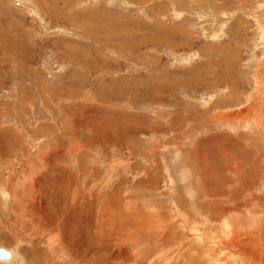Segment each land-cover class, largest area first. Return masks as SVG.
Listing matches in <instances>:
<instances>
[{"label": "rangeland", "instance_id": "374dc122", "mask_svg": "<svg viewBox=\"0 0 264 264\" xmlns=\"http://www.w3.org/2000/svg\"><path fill=\"white\" fill-rule=\"evenodd\" d=\"M262 123L264 0H0V248L31 264L66 220L63 264H237L221 240L264 242Z\"/></svg>", "mask_w": 264, "mask_h": 264}, {"label": "bare ground", "instance_id": "6f19581e", "mask_svg": "<svg viewBox=\"0 0 264 264\" xmlns=\"http://www.w3.org/2000/svg\"><path fill=\"white\" fill-rule=\"evenodd\" d=\"M259 96V95H258ZM258 101V100H257ZM259 102V101H258ZM262 115V114H261ZM263 116V115H262ZM256 117V116H255ZM258 117V116H257ZM257 117H256V119H257ZM261 117V116H260ZM234 119V118H233ZM255 119V118H254ZM253 119V120H254ZM261 121V120H260ZM259 122V121H258ZM246 124V123H245ZM260 124V123H259ZM263 124V123H262ZM264 125V124H263ZM257 127H259V125L257 126ZM261 128V127H260ZM9 142V141H8ZM1 143V142H0ZM75 144V143H74ZM2 145H3V143H2ZM9 145V144H8ZM7 145V146H8ZM6 146V149L8 150V147ZM72 147V146H71ZM1 149V148H0ZM6 149H4V152L6 151ZM74 149V148H73ZM42 151V150H41ZM41 151H39V152H41ZM0 152H1V150H0ZM183 153V152H182ZM6 154L7 153H5V156H6ZM41 156H42V154H41ZM54 156H56V155H54ZM57 157H59V156H57ZM52 158V157H51ZM37 159V158H36ZM56 159V158H55ZM41 160V159H40ZM51 161V160H50ZM49 161V162H50ZM55 164V163H54ZM53 164V165H54ZM36 166V165H35ZM32 167H33V165H32ZM32 169V168H31ZM35 169V168H34ZM61 172V171H60ZM61 175V174H60ZM67 175V174H66ZM71 176V175H70ZM45 177V176H44ZM44 177H42V179L44 178ZM47 177H50L51 178V176H48L47 175ZM46 177V178H47ZM59 177V176H58ZM45 179V178H44ZM65 180V177H64V175L62 176L61 175V177H59V180ZM55 182V181H54ZM62 182V181H61ZM76 182V181H75ZM51 183V182H50ZM51 184H53V183H51ZM64 184V183H63ZM53 185H55V184H53ZM69 185V184H68ZM61 186V185H60ZM56 187V186H55ZM59 189H60V187H58ZM49 189V188H48ZM42 191V190H41ZM46 192V191H45ZM63 192V191H62ZM30 193V192H29ZM60 193V192H59ZM64 193V192H63ZM0 194H1V197H0V205L2 206V199L4 198V194L6 195V197H8V198H12L13 199V197H12V195L8 192H5L4 191V189H0ZM46 194V193H45ZM60 194H62V193H60ZM65 194V193H64ZM64 194H63V196H64ZM67 194V193H66ZM25 195V194H24ZM3 196V197H2ZM35 196V195H34ZM40 196V195H39ZM50 196V195H49ZM36 197V196H35ZM34 197V198H35ZM42 197V196H41ZM53 197V196H52ZM180 197V196H179ZM29 198V197H28ZM33 198V199H34ZM40 198V197H39ZM51 198V197H50ZM63 198V197H62ZM68 199V198H67ZM71 199V198H70ZM32 200V199H31ZM36 200V199H35ZM6 201H7V199H6ZM54 201V200H53ZM19 205L21 206H24V205H26V204H29V201H26V200H22V201H20L19 200ZM32 202V201H31ZM30 202V203H31ZM38 202V201H37ZM40 202V201H39ZM51 202V201H50ZM71 202V201H70ZM5 203V202H4ZM35 203H36V201H35ZM54 203H55V207H54V209L55 208H58L59 209V213H60V209H61V207H62V203H63V201H62V199H61V197L59 198H57L56 197V199H55V201H54ZM36 205V204H35ZM47 205H49V204H47ZM51 205H52V203H51ZM54 205V204H53ZM58 207H57V206ZM8 206V205H7ZM30 206H32L31 204H30ZM30 206H29V208H30ZM18 207V206H17ZM65 206L63 205V208H64ZM74 207V206H73ZM90 207V206H89ZM1 208V207H0ZM34 208V207H33ZM47 208V207H46ZM48 208H50V207H48ZM74 208H76V207H74ZM2 209V208H1ZM7 209L9 210V208L7 207ZM11 209V208H10ZM36 209V208H35ZM53 209V208H52ZM78 209V208H77ZM17 210H18V208H17ZM37 211V213H35L33 210V212H34V214H36L34 217H36L37 218V221H35V223L36 224H34V226L36 225V227H35V229H39V230H41V232L39 233V235H41L42 233H44L45 231H42V229L44 228V227H46L47 229H51L50 228V226H48L47 224H45V223H42L41 222V218H46V216L44 215V208H43V206H42V204L41 205H37V209H36ZM62 210V209H61ZM11 211H12V209H11ZM11 211H9V212H11ZM55 211V210H54ZM53 211V212H54ZM57 211V210H56ZM68 211V210H67ZM76 211V210H75ZM24 212V211H23ZM64 212V211H63ZM12 213H14L13 211H12ZM25 213V212H24ZM23 213V214H24ZM32 213V212H31ZM58 213V212H57ZM71 213V212H70ZM21 214V213H20ZM63 214V213H62ZM18 215V214H17ZM28 215V214H27ZM27 215H26V217H27ZM73 215V214H72ZM140 215V214H139ZM32 216V215H31ZM64 216V215H63ZM85 216V215H84ZM102 218H103V216L102 215H100ZM106 215H104V217H105ZM121 216V215H120ZM134 216V215H133ZM66 217H67V215H66ZM65 217V218H66ZM110 217H112V216H109V218ZM131 217V216H130ZM136 217V219L138 220V216H135ZM16 218V220H17V218L18 217H15ZM120 218V217H119ZM124 218V217H123ZM127 218V217H126ZM134 218V217H133ZM19 219V218H18ZM33 219V218H32ZM48 219V218H47ZM50 219V218H49ZM69 219V218H68ZM67 219V220H68ZM84 219V218H83ZM89 219V218H88ZM88 219H87V221H88ZM107 219V217L105 218V220ZM112 220H114V218L112 217L111 218ZM110 219V220H111ZM120 219H122V218H120ZM131 219V218H130ZM35 219H33V221H34ZM103 220V219H102ZM104 220V221H105ZM109 220V219H108ZM125 220V219H124ZM127 220V219H126ZM135 220V219H134ZM144 220V219H143ZM32 221V222H33ZM47 221V220H46ZM55 221H57V219L55 220ZM92 221H93V219L91 220V222L89 221V223H92ZM100 221H101V219H100ZM147 221H148V219H147ZM51 222V221H50ZM61 222V224L60 225H58V227L55 229V233L54 234H51V233H49V235L48 234H46V238L45 239H36V242L34 243V247L31 249V250H29L30 251V257H32V262H31V264H54V261L56 260L57 261V264H63V262L66 260V259H68L67 257L69 256V254H68V251H65L64 252V254H63V256H60L59 258H55V255L53 256V255H51V252L52 251H54V250H56V252L58 253V248L61 246V244L60 243H63V242H65L64 240L65 239H67V236H66V234H65V231H64V224L66 223V220H62V221H60ZM84 222V221H83ZM94 222V221H93ZM103 221H101L100 223L101 224H103L102 223ZM108 222V221H107ZM107 222H105V226H106V223ZM113 222V221H112ZM121 222V221H120ZM126 222V221H125ZM128 222H129V220H128ZM131 222V221H130ZM49 223V222H48ZM54 223V222H53ZM86 223V222H85ZM109 223V222H108ZM132 223H134V221L132 222ZM149 223V222H148ZM56 224V223H55ZM79 224V223H78ZM113 224V223H112ZM118 224V223H117ZM123 224L124 223H119L118 224V226H116V225H114V226H116L115 228H114V230L116 229V231L118 230V231H120V230H122V227H123ZM136 224H138V223H136ZM84 225V224H83ZM111 225V224H110ZM110 225H109V227H110ZM85 226H87V225H85ZM104 226V227H105ZM113 225H112V227H114ZM130 226V225H129ZM225 226V225H224ZM54 227V226H53ZM94 227V226H93ZM102 227V226H101ZM99 228L100 229V232L102 231V229H104L103 227L102 228ZM108 227V226H107ZM107 227H106V230H107ZM136 227H137V229H138V225H136ZM135 227V228H136ZM88 228H90V227H88ZM131 227H129V229H130ZM37 229V230H38ZM98 229V230H99ZM137 229H135L134 231L135 232H138V230ZM224 229L225 230H227L226 229V227H224ZM235 229V228H234ZM46 230V229H45ZM83 230H86L85 229V227L82 229V231ZM87 230H92V229H87ZM86 230V231H87ZM109 230V229H108ZM112 230V229H111ZM114 230H112V231H103L104 232V235L105 236H107V238L106 239H108V241H109V238L110 237H112V235L114 234ZM140 230V229H139ZM156 230V229H155ZM224 230V231H225ZM239 230V229H238ZM96 231V230H95ZM131 231V230H130ZM233 230H231V232H232ZM254 231H255V229H254ZM53 232H54V230H53ZM134 232V233H135ZM244 232V231H243ZM229 233V232H228ZM257 233H259V231H257L256 230V232H247V233H231V235L229 236V234H228V238H225V239H223V240H221V242H220V250L221 251H226L227 252V254H229V252L231 253L230 254V256H235V260L237 261V264H264V242H260V241H257L256 239H255V236L257 235ZM70 234V233H69ZM92 234H94V233H92ZM8 235V234H7ZM51 235V239H50V242L49 243H46L47 241H48V237ZM137 235V234H136ZM18 236V235H17ZM48 236V237H47ZM90 236H91V234H90ZM95 236H98V235H95ZM139 236V235H138ZM153 236H154V234H153ZM156 237H157V234L155 235ZM154 236V237H155ZM16 237V236H15ZM19 237V236H18ZM31 237H32V235H31ZM63 237L65 238V239H63ZM81 237V236H80ZM162 237V236H161ZM225 237H226V235H225ZM120 239H122V238H120ZM138 239H140V238H138ZM160 239H162V238H160ZM198 239L200 240V241H203L204 242V240H202L203 238H202V236H198ZM22 240H24L25 242H27V239L26 238H24V239H21V241ZM63 240V241H62ZM94 240V239H93ZM118 240V239H117ZM129 240V239H128ZM20 241V240H19ZM18 241V242H19ZM84 242V241H83ZM86 242H87V240H86ZM215 243V242H214ZM219 243V242H218ZM17 241L14 243V245L12 246V248L9 250V251H6L7 253H8V257L6 258V259H0V264H19V261L17 260V258H16V254H15V251H16V247H17ZM85 244H87V243H85ZM38 245L40 246V247H38ZM83 245V244H82ZM137 245V244H136ZM135 245V246H136ZM163 245V244H162ZM81 246V245H80ZM87 248V247H86ZM1 249V248H0ZM30 249V248H29ZM164 249V248H163ZM210 249V248H209ZM4 250V249H3ZM87 250V249H86ZM85 250V251H86ZM201 250V249H200ZM5 251V250H4ZM81 251V250H80ZM88 251V250H87ZM91 251V250H90ZM60 252V251H59ZM95 252V251H94ZM93 252V253H94ZM203 252V251H202ZM223 252V253H224ZM26 253V252H25ZM71 253V252H70ZM86 253H88V252H86ZM54 254V253H53ZM212 254H213V252H212ZM39 255V256H38ZM49 255H50V257L52 258V261L50 262L49 260H48V258H49ZM73 255V254H72ZM124 255V254H123ZM208 257H209V255H210V252H208ZM214 256H215V254H213ZM221 255V254H220ZM38 256V257H37ZM212 256V255H211ZM210 256V258H209V260H213V258L214 257H211ZM227 256V255H226ZM93 257V256H92ZM133 257V256H132ZM223 257V256H222ZM229 256H227V258H228ZM86 258V257H85ZM94 258V257H93ZM76 259V258H75ZM103 259V258H102ZM220 259H222V260H224V263L223 264H228V261H229V259H226V258H221L220 257ZM234 259V258H233ZM92 260V259H91ZM49 261V262H48ZM210 261V262H211ZM88 262V261H87ZM209 262V263H210ZM213 262V261H212ZM216 262V261H215ZM22 263H24V262H22ZM84 263H85V261H84ZM231 263V262H230ZM29 264V263H28ZM207 264V263H206Z\"/></svg>", "mask_w": 264, "mask_h": 264}, {"label": "water", "instance_id": "95a60500", "mask_svg": "<svg viewBox=\"0 0 264 264\" xmlns=\"http://www.w3.org/2000/svg\"><path fill=\"white\" fill-rule=\"evenodd\" d=\"M8 257V253L3 249H0V259H6Z\"/></svg>", "mask_w": 264, "mask_h": 264}]
</instances>
